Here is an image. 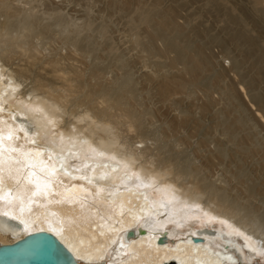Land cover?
<instances>
[{
  "label": "bare ground",
  "instance_id": "obj_1",
  "mask_svg": "<svg viewBox=\"0 0 264 264\" xmlns=\"http://www.w3.org/2000/svg\"><path fill=\"white\" fill-rule=\"evenodd\" d=\"M34 1L0 0V197H4L0 199V245L45 230L55 234L79 264H247L238 252L241 247L252 260L264 256V212L258 205L264 203V180L256 181L251 167L244 168L246 163L243 167L244 157L248 161L258 156L255 172L264 179V140L245 127L246 116L230 121L228 132L236 149L231 155V148L221 141L213 143L212 137H201L196 143L202 160L198 165L185 164L184 168L182 158H156L155 149L138 147L124 134L123 127H136L141 116L131 101L136 97L132 79L130 83L125 82L127 77L111 79L103 64L100 66L103 60L96 47L105 31L100 29L103 26L98 30L97 16L87 12L84 17H69L62 12L60 1ZM97 1L87 3L94 7ZM99 1L106 3L102 13L112 9V13L122 12L127 17L130 29L126 30L131 31L135 45L154 55L161 51L158 42L165 40L163 53L175 51L168 70L182 64L180 71L156 72L144 79L147 84L156 83L161 98L169 100L196 83L200 74L214 70L213 86L224 90L240 110L244 103L236 86L241 84L242 91L249 93L264 83V40H260L264 38V0H248L247 6L239 7L238 0H234L236 4L230 0L233 10L225 5L226 0H201L227 19L225 37L209 42L226 48L230 43L236 44L235 48L246 46L232 64L238 84L234 78L235 82L227 79L225 69L215 67L204 40L187 41L191 34L185 37L184 27L189 19L181 13L185 2ZM251 12L258 16L254 21L258 36L248 33ZM44 41L54 48L41 57L36 45ZM57 42L60 46H53ZM17 53L44 65L45 75L31 86L23 79L28 72L25 66L12 67L10 63ZM66 56L72 63L69 59L64 62ZM248 57L253 58V75L251 67L246 70L243 64ZM250 99L264 120V96ZM211 104L208 100L201 111L206 112ZM193 117L186 111L182 118L168 120L166 130L174 134L187 126L201 128ZM143 135L141 143L146 139ZM211 142L214 148H210ZM227 156L232 158L230 167L216 173L215 168ZM232 162L236 163L233 167ZM5 211L8 216L3 215ZM197 223L200 228L195 229Z\"/></svg>",
  "mask_w": 264,
  "mask_h": 264
},
{
  "label": "rangeland",
  "instance_id": "obj_2",
  "mask_svg": "<svg viewBox=\"0 0 264 264\" xmlns=\"http://www.w3.org/2000/svg\"><path fill=\"white\" fill-rule=\"evenodd\" d=\"M36 1L38 2V0H36ZM36 1H34V3H36ZM42 1H41V3H42ZM46 1H49V0H46ZM55 1L56 2L60 1L58 4H62V6H63L62 12L68 14L69 17L80 18L83 15H86L87 12L89 14L91 13L90 15L94 16V18L97 16L95 18L96 19L95 23L98 22V23H96L98 25V30L102 29L103 31H105V35L103 38L98 37V40L102 42L101 45H99V46L97 45V47H96L99 49V52H98L99 58H101V60H103V63L100 61L101 62L100 66L102 67V64H103L105 71L107 72L108 77L110 76L109 78H111V79H114V78L116 79V77H117V78H120V80H124L127 77L128 80L126 79L125 82L128 81L130 83L131 79H132L131 82H133L131 84V86L134 88H132L131 90H132V92L135 93V94L133 93V95H134V97L136 96L135 97L136 99L135 98H134L135 100L131 99V101L133 100L132 104H134L133 106H134V108H136L138 115L141 116V117H139V119L141 121H139L140 124H138L136 127L132 128V129H127V127L126 128L123 127L124 128L123 131H124V134L126 135V137L130 138V139L129 138H127V139L130 142L134 143L136 146L144 147V145H146V146H149L151 149H155L154 154H155V157L157 156L156 158L162 157V156L163 157H171L174 159L182 158L181 162H182V164H184V168L190 164L192 166V163L193 164L196 163L195 165H198L202 160H201V157L198 156V154L196 153V149H198L196 143H197V141H200L201 137H209V138L212 137L211 140L213 143L215 142L216 139H217V141H221V143L224 144V146H227L229 149L231 148L229 150V152H230L229 155L232 154L231 151L236 152V149L234 147L235 145L231 141L228 129H229L231 119L234 117L236 118V117H240V116H244V117L246 116L244 118L245 127H247L248 130L252 131L254 133V135H256L257 139L264 140V120L260 119V117L257 115L258 111L252 107V104H254V103L249 101V100H251L250 99L251 96H256V95L264 96V88H263L264 85H263V87L261 86L264 83L260 82L259 87L256 90H250L249 93L246 91L243 92L241 89V86H240L241 84L239 85L237 83V81L239 80V76L235 75L236 74L235 70L232 69L233 60L235 59L234 56L237 58V56H239L238 55L239 53H237V52H240V50L242 48H245L246 46L237 45L235 48L234 45H236V44L230 43L228 45V47L229 48L231 47V48L229 49L228 47L226 48V46L225 47L221 46V44L218 42L217 43L216 42L215 43L209 42L211 40V38H215V37H219V38L222 37L223 38V37H225V35L227 33V29H225L227 19L225 18V15H223L222 13H221L222 15H220V13H218L216 10H215L216 12L214 10H212L213 8L212 9L208 8V6L203 4V2L201 0H198L196 3L191 2L190 0H164V1H166L165 3L168 5L169 4L175 5L179 1L186 3V6H184L181 9L182 15L188 17V19H189L188 23H186V25L184 27V34H185L184 36L185 37L187 36V38H188V36H190V34H191V38H188L189 40L187 39V41H191L192 44L194 43L193 41L196 42V40H197L198 41L197 43H199L200 41L204 40V42H206L207 47H209L207 52L209 54L211 52V55H213L212 57H213L215 67L218 69H225L227 71V74H228L227 79L231 78V80H234V79L236 80V84H238L237 86L235 84V86L238 88L236 92H237V94H240V97H238L239 95H237V94L236 95L240 99V101H242V103H244V107L241 108L240 110L237 109V106L231 101L230 96H228L224 92V90L222 91V89L220 87L213 86V78L212 77L214 75V70L206 71L205 74H203V73L200 74L199 80H197L196 83L190 84L188 89H187L188 91L182 90L184 93L180 92L181 95H180V93H177L176 95L174 94L173 96H171L174 99L173 98L171 99V97L169 98V100L167 98H165L167 100H165L163 97L161 98V96L156 91L157 90L156 89V83L147 84V82L144 81V79H145L146 75H149V74L152 75L156 72L158 73V75L164 74L165 72H167L168 68H170L168 66L169 60L172 57H174V55H176V53L174 50H172L171 52L165 51L163 53V51L166 47L165 46L166 45L165 40L162 42H158V48L159 49L158 48L157 49H158V51L161 50L162 52L160 51L161 53L158 52L157 54L153 55V53L151 54V52L143 50V48L141 46L139 47L138 45L134 44V42L132 41V38L130 37L131 31H128L130 29V28H128V27H130V24L127 21V17L123 16L124 14H122V12H119V14H118V11H114L115 13H112L113 12L112 9H109L110 10L109 13H102V11H100L101 9L104 8V6L106 7V3L103 5V3H104L103 1L100 2L98 0L97 3L99 2L100 4L96 3L93 5L94 7L90 6L93 3L92 1H91L92 3H90V4H88L89 2L87 3L88 0H86V1L84 0L85 3L82 0L81 1H78V0L73 1L72 0L73 2L72 1L70 2V0H68V1L62 0L63 2L61 0H55ZM77 1L80 2L81 5H80V3L78 4ZM151 1L152 0H148L147 2H151ZM231 1H233L235 3L236 0L235 1L231 0ZM231 1L226 0V2H225V5L226 6L229 5V8L231 6L229 2H231ZM238 1H239V3H237V4L235 3L236 6H238V5L247 6L246 3L248 0H243L242 4H241L240 0H238ZM238 1H236V2H238ZM233 2H231V3H233ZM39 3L40 2H38V4ZM86 5H88V6H86ZM39 6H41V5H39ZM89 6H90V8H89ZM40 8L41 7H39V9ZM43 8L44 7H42L41 9H43ZM88 8H89V10H88ZM233 8L234 7L232 5L231 9L233 10ZM84 9H86V11ZM91 9L94 10L95 12L92 11ZM238 11H233V12L236 13ZM101 13L103 14L102 16H101ZM238 14H240V13H238ZM251 14L252 15L248 18L249 22L251 23V26H250L249 22L247 24L250 27L248 29H251V30H248V29L247 30H248L249 35L258 36L260 30H258V26H256L255 22H254L256 20V17L258 19V16H257V14L252 13V12H251ZM104 15H106V16H104ZM107 16H110V20L108 19L109 17H107ZM102 17H103V19H102ZM105 17H107V18H105ZM119 17H121V19H119ZM123 17H126V18H123ZM94 18H93V20H95ZM116 18H117V20H116ZM125 19H126V21H125ZM190 20H191V23H190ZM102 21L104 23L107 21L106 23H108L110 25H108V24L103 25L101 23ZM119 21H120V23H119ZM179 21L183 22V19L181 18V19H179ZM99 23H101L102 25ZM96 24H94V25L97 26ZM126 24H128L129 26ZM192 25H195V26L192 27ZM101 26H103V27H101ZM194 27H195V29H194ZM262 27L264 29V26H262ZM108 29L110 32H108ZM126 29H128V30H126ZM190 30H192V31H190ZM199 31H201V32H199ZM193 32H194V34H198V35L197 36L195 35L196 36L195 37L192 34ZM95 34L97 35L98 32L96 31ZM186 34H189V35H186ZM192 35H193V38H192ZM198 36H200V38ZM130 38H131V40H130ZM195 38H197V39H195ZM260 40H264V38L262 37ZM44 42H43V44L40 43L41 46L38 45L39 48L36 45V48H37L36 52L38 51V54H39V52L42 51L40 53L41 57H43L44 55H48L49 50L54 48V47L52 48L51 44H47L46 42L45 43ZM207 42H209V44ZM53 44H54L53 46H60V43H58V42L56 45H55V43H53ZM46 45H49L50 48H49V46H46ZM238 46L240 47L239 49H238ZM105 47H106V49H105ZM63 49H64V51L63 50H61V51L64 52V54H66L67 49H65V48H63ZM234 51H235V53H234ZM166 52H167V55H166ZM66 57H67V59H64V62L69 59L68 62L72 63V61H71L72 58L71 57L69 58L68 56H66ZM239 58H241V56H239ZM249 58L250 57H248L247 61H245L246 64L243 63L244 66L246 67L245 68L246 70L249 69L251 67V64L253 63L252 62L253 58H250V59ZM77 59H79V56L77 57ZM80 59H81V61L83 60L82 58H80ZM99 60L100 59H97V61H99ZM80 62L76 61V64H79ZM10 63H12V67H18L19 65L20 66L23 65L21 67L25 66V69L28 70V72H26L24 74L25 78H23L24 80H26L25 85L28 84L27 86H31L32 85L31 82H34L35 79H37V77L42 78V76L45 75V70L43 69L44 68L43 63L42 62H37V63L33 62L32 63V60L29 58V55L17 53L15 55H13ZM179 66L178 67L182 69V64H179ZM252 66H253V64H252ZM178 69L174 68V69H169L168 71H172V72L175 71L174 73H177V71L181 70V69L180 70H178ZM159 72H160V74H159ZM254 72H255V68L251 67L249 73L253 75ZM157 73L155 75H157ZM186 76L188 78L190 77L188 74H186ZM200 76H202V77H200ZM203 77H204V79H203ZM201 78H202V81H200ZM235 80H234V82H235ZM203 82H205V83H203ZM202 86L205 88H203ZM213 88H215V89H213ZM202 90L204 91V93ZM205 90H206V92H205ZM235 90H236V88H235ZM206 94H207V96H206ZM208 94H209V96H208ZM207 99L211 100L212 107L210 105L209 107H211V108L208 107L209 110L207 109L206 112H204L205 110L202 108H204L205 104L207 103V101H208ZM135 104H137V105H135ZM145 104H147L148 106ZM198 106H200V109ZM143 110L145 112L142 113ZM201 110H204V111H201ZM186 111L190 112L192 114V117L194 116L193 118L198 120L201 123V128L195 130V129H192L193 127L187 126L185 128H182L181 130L178 129L179 131H177L174 134L168 132V130H166V128H167L166 125L168 123L167 121L172 119V118H176V119L178 117L182 118L183 115L186 114ZM208 111H210V112H208ZM150 112H152V113H150ZM184 112H185V114H184ZM180 114H182V115H180ZM176 116H178V117H176ZM139 125H140V128H139ZM136 128H137V130H136ZM138 128H139V131H138ZM145 131H146V133H145ZM139 132H141V133L139 134ZM165 132L168 133L169 135L166 134ZM142 133H144V135ZM190 133H192V134H190ZM141 134L146 138V139L144 138L145 139L144 142H146V143L140 142L141 141L140 139H142L140 137V136H142ZM209 134H210V136H209ZM212 142L210 144V148H214L213 147L214 144ZM149 143H152V144H149ZM202 154H204V152ZM228 156L226 157V159H225L226 161L223 162L222 165H218L217 168H215L216 173L220 174L224 169H226L227 167H230L229 163H231L230 161L232 158H229L230 156L229 157ZM198 157H200V158L198 159ZM257 157L258 156L254 157V159L249 158L248 161H247L246 157H244L245 162L243 161V167L245 165H246V167H244V168L249 169L251 167L252 169L250 168L249 170L253 172V173L251 172L252 176L255 173V175H254L255 180L256 181L258 180V182L259 181L263 182V180H264L263 177L260 174H258L257 171L255 172V166L257 165V163H256ZM185 164H186V166H185ZM235 164H236L235 162H234V164L232 162L231 167H233V165H235ZM256 174L259 176H257ZM255 176L258 177L259 179L256 178ZM154 195L157 196V193H154ZM257 203H258V201H257ZM263 204L264 203H262V204L258 203L260 212H264V207H263L264 205ZM260 205H263V206H260ZM197 227L200 228V224L197 223L195 225V229ZM206 228L209 230L215 231V229L212 227L211 228L206 227ZM218 228L220 229V227H218ZM238 247H241V246L239 245ZM240 250L241 251H238V252L241 253V256H242L241 258H242V261L244 263H247V264H264V256H259L258 258H254L252 260L247 255L249 252H247V249L245 247H243V248L241 247ZM244 250H246V251H244Z\"/></svg>",
  "mask_w": 264,
  "mask_h": 264
},
{
  "label": "water",
  "instance_id": "obj_3",
  "mask_svg": "<svg viewBox=\"0 0 264 264\" xmlns=\"http://www.w3.org/2000/svg\"><path fill=\"white\" fill-rule=\"evenodd\" d=\"M129 234H134L130 230ZM199 238H196L198 240ZM241 263V262H239ZM0 264H79L74 254L52 232L28 233L23 238L0 245Z\"/></svg>",
  "mask_w": 264,
  "mask_h": 264
},
{
  "label": "snow or ice",
  "instance_id": "obj_4",
  "mask_svg": "<svg viewBox=\"0 0 264 264\" xmlns=\"http://www.w3.org/2000/svg\"><path fill=\"white\" fill-rule=\"evenodd\" d=\"M0 182H2V180H0ZM37 187H39V185H37ZM0 199H4V197H0ZM3 215L8 216L9 213L7 211H5V212H3ZM12 218L17 219L18 217L13 216Z\"/></svg>",
  "mask_w": 264,
  "mask_h": 264
}]
</instances>
